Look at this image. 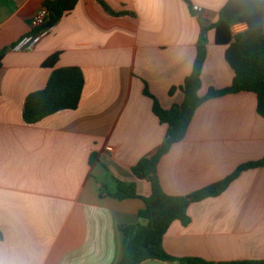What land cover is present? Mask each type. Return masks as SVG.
<instances>
[{
  "label": "crops",
  "instance_id": "crops-1",
  "mask_svg": "<svg viewBox=\"0 0 264 264\" xmlns=\"http://www.w3.org/2000/svg\"><path fill=\"white\" fill-rule=\"evenodd\" d=\"M104 1L116 15L96 0H80L26 51L17 47L41 33L33 22L45 0H0V51L7 50L0 67V264H120L119 228L142 222L146 204L108 193L122 181L136 183L141 197L152 194L132 169L169 131L146 87L166 110L183 104L182 90L170 91L192 73L203 26L209 29L200 95L233 83L228 47L216 42L214 28L228 0H191L192 9L185 0ZM57 53L56 68L84 73L81 104L28 125L25 101L46 87L53 69L43 64ZM257 98L241 92L198 108L186 138L158 164L167 194L189 195L264 157ZM188 214V226L176 221L164 237L170 256L263 260L264 167L243 171L224 193L192 203Z\"/></svg>",
  "mask_w": 264,
  "mask_h": 264
},
{
  "label": "trees",
  "instance_id": "trees-1",
  "mask_svg": "<svg viewBox=\"0 0 264 264\" xmlns=\"http://www.w3.org/2000/svg\"><path fill=\"white\" fill-rule=\"evenodd\" d=\"M79 1L45 0L44 6L49 10L50 17L44 28L52 29L75 10ZM96 1L108 14L116 15L104 0ZM185 2L193 8L191 0ZM238 26H243L244 29L235 32ZM214 28L216 42L228 47L226 59L235 72L230 87L210 89L206 96L200 95L208 51L206 34L209 29L203 26L192 73L183 85L170 91L173 95L177 89H181L184 93L183 104L166 110L159 100L151 95L148 87L145 89V95L153 100L154 113L161 123L168 125L169 131L161 147L154 154L139 161L132 169L138 179L151 183L152 194L149 197H141L137 192L136 183L122 181H118L115 194L108 193L114 199H143L146 204L139 212L142 222L122 225L119 228L124 237L120 264H142L150 259L179 264H264V259L223 263L209 262L198 257L176 259L166 253L163 244L164 237L174 222H180L183 226L191 223L188 209L192 203L224 193L243 171L264 167V157L245 163L224 181L186 196L169 195L161 186L158 175L159 162L174 144L186 138L192 119L203 103L225 95L254 93L258 97V113L264 117V0H228L220 10ZM6 54L7 50L0 51V67L3 66ZM59 60L60 54L57 53L44 62V67L53 69L48 84L44 89L31 93L25 101L23 120L28 125L38 124L62 111H76L81 104L86 86L84 73L79 67L56 68ZM101 197H105V194L101 193Z\"/></svg>",
  "mask_w": 264,
  "mask_h": 264
},
{
  "label": "built area",
  "instance_id": "built-area-1",
  "mask_svg": "<svg viewBox=\"0 0 264 264\" xmlns=\"http://www.w3.org/2000/svg\"><path fill=\"white\" fill-rule=\"evenodd\" d=\"M50 17V12L49 10L44 6L42 7L36 14L35 16V20L33 22V26L34 28H39L41 29V33L35 37V38H30L27 40V42L25 41L24 44H21L19 47H17L18 49H24L26 51H31L35 48V45H37V43L44 37L46 36L48 33H50L51 29L49 28H44L45 24L48 22ZM242 26H238L235 29V32H238V30L240 31ZM107 151L111 152L112 147H107Z\"/></svg>",
  "mask_w": 264,
  "mask_h": 264
},
{
  "label": "rangeland",
  "instance_id": "rangeland-1",
  "mask_svg": "<svg viewBox=\"0 0 264 264\" xmlns=\"http://www.w3.org/2000/svg\"><path fill=\"white\" fill-rule=\"evenodd\" d=\"M32 51V50H31Z\"/></svg>",
  "mask_w": 264,
  "mask_h": 264
}]
</instances>
